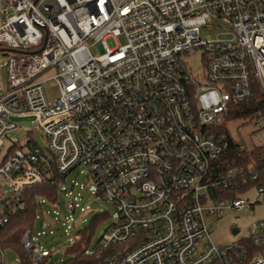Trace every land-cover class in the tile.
<instances>
[{
  "label": "built area",
  "instance_id": "built-area-1",
  "mask_svg": "<svg viewBox=\"0 0 264 264\" xmlns=\"http://www.w3.org/2000/svg\"><path fill=\"white\" fill-rule=\"evenodd\" d=\"M0 47L11 53L0 96V195L11 189L0 198L1 226L25 189L48 183L67 197V221L90 211L76 184L64 187L85 168L96 199L116 208L98 250L126 245L99 264H264V220L230 245L211 238L213 218L264 202V158L240 167L229 157L258 146L226 130L232 105L264 95V0H0ZM194 50L201 79L181 60ZM50 70L53 100L40 79ZM30 117L47 146L6 147L12 119ZM34 231L22 245L38 264L53 248L41 241L45 227ZM65 235L71 245L82 237L71 226Z\"/></svg>",
  "mask_w": 264,
  "mask_h": 264
},
{
  "label": "rangeland",
  "instance_id": "rangeland-1",
  "mask_svg": "<svg viewBox=\"0 0 264 264\" xmlns=\"http://www.w3.org/2000/svg\"><path fill=\"white\" fill-rule=\"evenodd\" d=\"M46 1V0H45ZM227 22L221 23V27H229ZM212 36H215V30L210 31ZM120 45L125 43V39L122 37L118 40ZM10 52H6L0 48V96H2L8 88V60ZM181 60L186 64L190 74L195 78H202L204 72V63L202 59L201 50H194L185 53ZM56 75L54 70H50L41 76V80L45 81L44 89L46 96L49 100H53L59 96V88L53 80ZM17 130L11 131L5 138L6 147H10L15 144L23 147L28 142H35L41 147H46L48 142L45 139L42 131L38 128L36 121H21L18 123ZM226 130L230 137L236 143L243 144L247 149H252L254 146H260L264 144V122L258 120H239L226 122ZM1 148V147H0ZM75 192L80 193V197L83 201L80 203V207L89 206L90 211L87 213H81L80 208L77 209L74 219L76 221H67L66 217L70 214L67 210L66 202L67 197L64 193L60 194V206L59 209L45 204V208L37 213V219L35 224V234L41 232L44 227L46 228L45 235L41 238L43 243L47 242V248H53V254L49 259L48 264H63L66 260L65 250L69 244V238L65 235V229L68 226L75 227L76 231H83L86 229L93 230V236L91 239V245L89 246V252H94L97 244L101 240L104 232L112 225L114 216L116 214L115 206L105 200L96 199L94 196L95 187L91 180L87 177V170L85 168H79L71 172L65 182L64 187L68 193L72 192V186L75 185ZM4 194L0 195V198L7 199L10 197L11 189L5 184ZM248 197L255 201L257 194L255 191H251ZM238 197L244 199L246 195L240 194ZM41 202V201H40ZM59 212L58 218L64 223L56 225L54 221H51L53 216H56L55 212ZM48 212L52 216H44ZM264 220V202L257 203L255 207L250 210H227L222 217L213 218V233L212 240L219 245H230L237 242L242 236L247 235L248 228L258 221ZM51 224V225H49ZM49 225V226H48ZM237 227L241 230L240 236H234L232 229ZM52 232V234H51ZM5 264H20L16 255L12 252H6ZM1 264V262H0Z\"/></svg>",
  "mask_w": 264,
  "mask_h": 264
},
{
  "label": "trees",
  "instance_id": "trees-1",
  "mask_svg": "<svg viewBox=\"0 0 264 264\" xmlns=\"http://www.w3.org/2000/svg\"><path fill=\"white\" fill-rule=\"evenodd\" d=\"M0 48L3 49L2 47ZM246 119H256L264 122V95L259 89H256L255 95L251 100L232 105L226 117V122ZM229 157L235 159L240 167H247L252 162L260 163L264 158V145L254 148L250 153H237L234 147ZM43 199L50 206L58 204L60 202L59 188L48 183L25 189L9 222L4 226L0 225V248L4 254L8 251L14 253L20 264H37L24 251L22 237L27 230L35 229L37 213L45 208L46 203L40 202ZM8 209L10 210L11 206ZM79 233L82 236L81 239L73 245L68 244L66 247V260L63 264H99L105 259L115 257L117 254H124L126 251V245H111L105 251H99L98 246H96L93 254L89 255L86 252L91 245L93 230L86 229L79 231ZM52 254L38 264H48ZM1 264H5V261Z\"/></svg>",
  "mask_w": 264,
  "mask_h": 264
},
{
  "label": "water",
  "instance_id": "water-1",
  "mask_svg": "<svg viewBox=\"0 0 264 264\" xmlns=\"http://www.w3.org/2000/svg\"><path fill=\"white\" fill-rule=\"evenodd\" d=\"M12 120L15 121V122H21V121H33L34 118H33V117H30V118H13ZM238 232H239V229H238V228H233V229H232V233H233V235H237Z\"/></svg>",
  "mask_w": 264,
  "mask_h": 264
}]
</instances>
